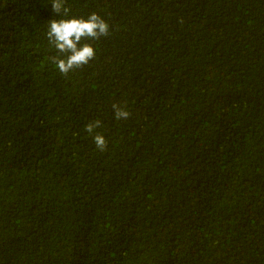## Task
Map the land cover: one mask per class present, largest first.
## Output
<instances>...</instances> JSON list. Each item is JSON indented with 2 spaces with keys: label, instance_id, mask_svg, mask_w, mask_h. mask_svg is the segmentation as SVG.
<instances>
[{
  "label": "trees",
  "instance_id": "1",
  "mask_svg": "<svg viewBox=\"0 0 264 264\" xmlns=\"http://www.w3.org/2000/svg\"><path fill=\"white\" fill-rule=\"evenodd\" d=\"M66 2L109 34L65 76L0 0V264H264V0Z\"/></svg>",
  "mask_w": 264,
  "mask_h": 264
},
{
  "label": "clouds",
  "instance_id": "2",
  "mask_svg": "<svg viewBox=\"0 0 264 264\" xmlns=\"http://www.w3.org/2000/svg\"><path fill=\"white\" fill-rule=\"evenodd\" d=\"M52 9L58 18L48 22L46 36L57 54L49 59L59 72L66 76L74 69L88 65L94 59L95 49L90 41L106 37L109 34V24L97 12H91L86 18L69 15L70 8L66 0H52ZM112 108L117 120H126L131 115L126 106L114 103ZM101 123L99 119L91 121L85 125V130L93 137L96 148L105 151L106 138L96 131L101 127Z\"/></svg>",
  "mask_w": 264,
  "mask_h": 264
}]
</instances>
